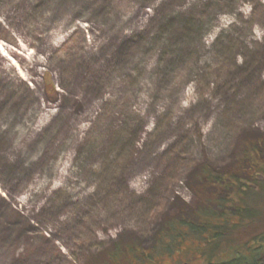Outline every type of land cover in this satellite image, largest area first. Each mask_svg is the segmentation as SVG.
<instances>
[{
	"label": "rangeland",
	"instance_id": "obj_1",
	"mask_svg": "<svg viewBox=\"0 0 264 264\" xmlns=\"http://www.w3.org/2000/svg\"><path fill=\"white\" fill-rule=\"evenodd\" d=\"M263 81L264 0H0V264L150 247L264 138Z\"/></svg>",
	"mask_w": 264,
	"mask_h": 264
},
{
	"label": "trees",
	"instance_id": "obj_2",
	"mask_svg": "<svg viewBox=\"0 0 264 264\" xmlns=\"http://www.w3.org/2000/svg\"><path fill=\"white\" fill-rule=\"evenodd\" d=\"M48 85L46 95L56 102L58 91L53 83ZM192 177L197 203L179 207L173 216L161 220L150 247L132 240L116 242L92 264H164L166 258L184 252L203 257L205 264H260L264 251V138L242 141L223 167L195 166Z\"/></svg>",
	"mask_w": 264,
	"mask_h": 264
},
{
	"label": "water",
	"instance_id": "obj_3",
	"mask_svg": "<svg viewBox=\"0 0 264 264\" xmlns=\"http://www.w3.org/2000/svg\"><path fill=\"white\" fill-rule=\"evenodd\" d=\"M183 264H190V263H188V262H185V263H183Z\"/></svg>",
	"mask_w": 264,
	"mask_h": 264
}]
</instances>
